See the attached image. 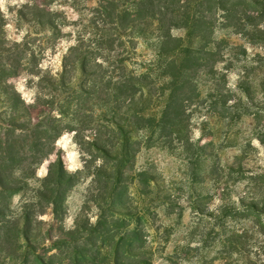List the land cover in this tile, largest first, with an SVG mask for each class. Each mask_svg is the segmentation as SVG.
<instances>
[{"label":"trees","instance_id":"1","mask_svg":"<svg viewBox=\"0 0 264 264\" xmlns=\"http://www.w3.org/2000/svg\"><path fill=\"white\" fill-rule=\"evenodd\" d=\"M65 1L51 0L42 5L28 2L18 8L14 18L33 28L38 26L40 32L29 30L16 38L6 35L7 16L0 10V93L7 94L12 101L18 100L9 80L22 74L32 78L41 92L47 87L51 91L68 88L69 97L60 106L61 113L87 112L91 119L89 127L76 118L77 123L66 129L76 133L82 147L85 143L82 132L90 128L91 135L85 137L87 143L104 158L115 161L113 173L106 174L104 164L92 171L95 176L103 173L106 188L119 187L123 166L135 159L144 143L165 144L175 148L187 163L199 164L209 156H216L211 150L212 140L206 145L200 140L194 142L193 133L198 128L213 137L214 131L222 132L228 139L233 126L245 117L260 121L264 112V0H98L97 4L80 10L76 19L54 7ZM70 1L76 8L85 0ZM67 29L68 32H63ZM141 40L151 56L134 60ZM64 41L67 44L61 54V72L52 76L43 73L38 68L39 54L48 53ZM235 71L237 78L232 77ZM70 73H79L78 88H69ZM256 94L262 96L259 102L255 101ZM89 101L92 105L87 109ZM37 104L45 105L40 100ZM94 105L102 109L106 126L95 121ZM196 115L198 120L193 119ZM19 123L15 118L0 123L6 128L0 133V217L4 221L7 217L15 238L11 241L5 236L0 242V252L7 261L21 259L20 263L8 264H26L29 256L38 264H56L53 259L44 258L42 249L46 245L66 246L72 243L71 239L54 242L49 236L41 244L30 235L31 214L27 207L18 217L5 216L8 211L5 200L9 192L24 189L23 181L33 177L32 165L42 164L55 152V142L62 130L53 123H48L45 129L42 121L35 124L36 132L40 128L43 131L36 136L34 160L24 168L27 159L18 158L21 151L16 142L20 136L15 131L28 133L32 122ZM85 152L91 155L90 150ZM91 167L87 161V169L91 171ZM71 180L72 175L67 174L59 155L43 180L48 188L39 190L38 197L59 213L65 192L61 189ZM111 192L115 195L117 190ZM99 193L105 200L102 196L105 190ZM244 206L251 213L264 215V206L257 198L246 201ZM107 207L111 205L107 203ZM233 209L229 206L216 209L213 219L226 221L235 215ZM118 210L110 214L114 238L101 246L89 240L83 253L72 258L75 264H153L152 249L146 246L141 230L128 221L133 214L122 202ZM21 220L23 226L27 225L25 230H21ZM103 223L101 218L99 224ZM260 225L261 220L253 227ZM98 226L87 230L97 232ZM77 229L82 228L77 225ZM90 244L98 251L89 250ZM108 249L114 251L112 259Z\"/></svg>","mask_w":264,"mask_h":264},{"label":"rangeland","instance_id":"2","mask_svg":"<svg viewBox=\"0 0 264 264\" xmlns=\"http://www.w3.org/2000/svg\"><path fill=\"white\" fill-rule=\"evenodd\" d=\"M49 1L16 0L13 3L12 0H3L0 10L7 16L6 35L16 38L29 30L40 32L38 26L33 28L29 23L18 22L14 18L15 11L28 2L42 5ZM97 1H81L73 8L71 1L67 0L59 6L55 4L54 7L64 12L65 16L76 19L80 10L97 4ZM68 31L67 29L63 32ZM66 44L64 41L56 48L49 49L48 53L39 54L38 68L43 73L52 76L61 72L60 59ZM137 52L134 60L141 61L151 56L143 40L139 42ZM232 77L237 78L236 71ZM67 78L72 80L69 88H78L76 82L80 78L79 73H70ZM9 84L15 87L18 100L12 101L7 94L0 93V123L14 118L19 120V124H27L29 120L32 122L28 133L15 131L16 136H20L16 142L17 149L21 151L18 158L27 159L22 165L24 168L30 166L34 160L36 136L43 131L40 128L36 132L34 125L42 121L44 129L48 123H53L62 130L55 142V152L42 164L32 165L33 177L23 181L24 189L9 192L5 200L8 206L5 216L18 217L27 207L26 211L31 214L28 224L30 235L37 237L41 244L49 236L54 242L62 238L71 239V244L62 247L46 245L41 253L44 258L53 259L56 264H75L72 258L77 253H83L89 240L97 246L112 240L114 237L110 214L119 211V203L122 202L133 214L128 221H132V226L141 230L145 244L147 241L146 246L152 249L153 264H264V215L251 213L244 206L253 197L264 206V112L259 118L260 121L251 116L245 117L241 123L233 126L228 139L222 132L214 131L216 136L213 137L205 135L198 128L193 133L194 142L200 140L201 144L206 145L212 140L214 146L211 150L217 157L209 156L199 164L187 163L175 148L165 144L153 143L148 146L144 143L135 159L123 166L124 176L119 187L116 189L108 185L106 188L107 178L103 173L95 176L92 171L96 166L104 164L107 171L105 173H113L111 169H114L115 161L104 158L87 143L85 137L91 135L90 128L82 132L85 142L82 147L76 133L66 129L70 124L77 123L76 118L89 127L91 119L87 112L73 115L72 110H65L66 113H61L60 106L69 97V91L66 90L68 88L51 91L47 87L41 92L35 81L25 74L11 78ZM9 93L14 94L10 91ZM261 99V94H256L255 101L259 102ZM38 100L45 105H38ZM91 105L89 101L87 109ZM94 106L95 121L106 126L102 109ZM193 119L198 120L197 115ZM5 130L6 128L0 126V133ZM101 130L107 132L105 128ZM26 134L32 135L25 136ZM10 138L13 140V137ZM86 150H90V156ZM59 155L67 174L72 175V180L62 187L61 190H65L62 207L59 213H55L47 201L38 197V193L39 190H47L48 186L45 188L43 180L50 173L51 163ZM87 161L92 166L91 171L87 169ZM195 169L197 175L194 177ZM16 174L20 177L19 171ZM99 190H105L102 195L105 200L100 198ZM111 190H117L116 194ZM112 197L115 198L113 201ZM107 203L111 207H107ZM224 206L234 208L235 215L226 221L213 219V211ZM101 218L104 220L102 225L99 224ZM259 220L261 225L253 227ZM7 221V217L5 221L0 217V242L5 236L11 241L15 240L14 232L11 231L12 224ZM20 222L21 230H25L27 225L23 226V220ZM77 225L82 229H77ZM96 225H99L96 228L98 231L89 233L87 229ZM76 230L79 232H74ZM72 232L74 233L69 235ZM91 248L94 253L98 251V248L90 244L88 249ZM113 252L108 249L109 258ZM105 253L104 250V255ZM20 260L18 258L7 261L0 252V264L20 263ZM26 264L38 262L33 256H29Z\"/></svg>","mask_w":264,"mask_h":264},{"label":"clouds","instance_id":"3","mask_svg":"<svg viewBox=\"0 0 264 264\" xmlns=\"http://www.w3.org/2000/svg\"><path fill=\"white\" fill-rule=\"evenodd\" d=\"M12 2L15 3L16 0H12ZM2 3H3V0H0V4H2Z\"/></svg>","mask_w":264,"mask_h":264}]
</instances>
